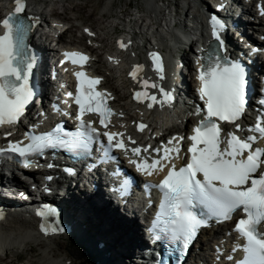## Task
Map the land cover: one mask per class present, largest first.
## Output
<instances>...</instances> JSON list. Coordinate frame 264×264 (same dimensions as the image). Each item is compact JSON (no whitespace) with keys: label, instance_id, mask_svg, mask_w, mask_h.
<instances>
[{"label":"snow or ice","instance_id":"6c2138e0","mask_svg":"<svg viewBox=\"0 0 264 264\" xmlns=\"http://www.w3.org/2000/svg\"><path fill=\"white\" fill-rule=\"evenodd\" d=\"M24 0H15V9L6 18L0 20L3 33L0 34V125L15 124L25 113L26 107L33 100L34 91L30 86L35 59L30 53L26 39L35 23L28 21L31 17H23ZM211 35L214 47L206 51L197 70L199 87L197 89L203 106H198L196 115L203 113V119L192 129L187 137L191 141L187 148V162L177 167L173 163V153L180 158L181 147L178 146L184 137H173L167 143L173 147L161 146L152 149L158 158L149 163L142 158V152H148L138 146L129 148L123 139V133L103 131L93 127L92 121L85 122V113L99 115V124L108 127L107 118L114 113L107 107L104 92L96 91L99 78H89L84 72H75L77 80L75 104L78 106L76 120L79 121L76 132H65L59 125L42 135L26 134L27 144L9 142L6 149H0V154L13 153L19 156L24 167L29 166L28 157L42 155L45 149L61 148L68 152L80 154L86 152L92 141L99 136L107 140L108 148L122 150L125 154L131 152L129 163L136 171L151 176L154 172L166 175L156 185L162 193V199L154 222L157 231L154 239L164 240L177 245L180 255L188 250L194 241L198 230L215 219L217 222L234 220V214L242 211L243 216L234 220L233 231L238 234L237 243L232 252H243L241 259L234 264H264V148L256 147L258 139H264V121L258 118L249 131L254 134L238 135L245 132L239 123L246 111L245 68L239 61L230 60L224 55L226 44L221 31L224 28L215 16L210 19ZM88 32V29H85ZM92 35L91 32H88ZM119 47L126 48L122 42ZM66 59L74 64H83L87 57L78 52H65ZM155 71L163 79V65L155 52L149 53ZM141 65L133 66L129 75L134 81L139 80ZM142 88L159 89L161 98L146 91H136L133 99L139 103L148 100L147 107L154 104H167L173 99V94L161 88L156 83L139 80ZM71 95V93H69ZM264 103V101H262ZM122 115V114H121ZM232 126L235 131H228L226 126ZM147 125L137 124V130L143 131ZM10 135V134H6ZM132 145L136 141L128 138ZM175 142V144H174ZM163 151V155H159ZM167 162V163H165ZM52 167V165H49ZM49 179H51L49 177ZM126 183V182H125ZM202 207L206 213L197 212ZM40 216L55 214V210L37 213ZM0 218H3L0 215ZM41 231H63L61 228L49 229L41 225ZM227 260L233 261V255Z\"/></svg>","mask_w":264,"mask_h":264},{"label":"bare ground","instance_id":"6f19581e","mask_svg":"<svg viewBox=\"0 0 264 264\" xmlns=\"http://www.w3.org/2000/svg\"><path fill=\"white\" fill-rule=\"evenodd\" d=\"M12 1L14 0H0V10L7 8ZM52 1L54 0H31V5H35L34 9L38 10V13L33 15V19L35 21L38 19L39 24L42 22V24L46 25V32L41 30L42 37L39 45L43 52L42 66L44 68L50 63L51 58H53V56L56 54L55 49L52 48L49 43H51L52 40H55L58 45V42L61 40V34L71 33V28H74V25L70 24L63 32L60 33V30L65 24H61L57 21L55 22L56 26H51L49 23L51 16L50 13L56 12V9L53 6L50 7V5H52ZM152 1L153 0H151V3L149 0L144 1L146 11H151L155 14V17L152 15L147 16L149 21L152 19L157 20V18H161V12L158 10L160 8H158L156 5H153ZM198 1L200 3L198 6L203 8L201 6L202 1ZM234 1L239 3V8L242 11L241 15H243V17L256 14L255 7L257 2L260 3L264 10V0ZM54 2L62 4V13L64 15L69 9L67 3L72 2V0H55ZM172 2L174 11L178 9L180 4V8H183L184 12L183 15L178 13L177 18L174 19V21L177 22L179 29H175L173 32H171L172 41L169 42L167 49L168 60H170L172 53L175 52L174 49L185 45V43L179 40V38L189 41L193 40L197 34L202 36L205 33L204 21H202L201 16H199L197 9H194L192 6L193 2H189L187 0H172ZM138 4L139 0H137V6L134 7L133 14H131L127 9H121L117 14L113 15V20L119 21V25L122 22L125 24V27L130 29L131 27H129V24L125 19L130 16V18L136 21L135 17L137 16L140 20V24L143 26L141 32H143V34H147V31L149 30V24L144 23L142 15H136L139 12ZM75 8L76 9H74V12L76 14H82L85 16L87 15L88 17H91L93 15L92 13L94 12L86 11L81 6ZM209 9L214 11L210 7ZM108 13V10L103 13L101 12V17L107 16ZM162 16L165 17V14H162ZM75 19H77L76 16ZM114 21L111 23L112 30H114V26L117 27L118 25L115 24L116 22ZM260 26H264L262 18L257 19L254 27H248L250 29L254 28L256 31H258L260 30ZM82 28H87L88 31L92 33V35H88L90 38L89 41L90 43L97 44L92 49L102 51L105 47V45H103L105 40L100 37L98 29L84 26H82ZM57 29L60 34L57 33L56 37H54V33ZM127 35L128 34L125 36ZM88 37L82 33L79 39L83 40ZM109 39H112L109 44V50L111 48L114 49L111 50L103 60L99 57L97 59H93L91 58L93 55L89 54V59L91 60L90 69L93 71L92 73L102 77V87L107 88L112 92L113 97L115 98V101H113L112 104L117 108V116L123 119V117L125 118V116H129L132 112L134 116L143 118L145 121L150 122V124L153 120H160L161 124L164 123L165 126L168 125L167 122L170 126H176L177 124L175 121L169 119V115H167L169 111L163 110L165 107L143 113L136 107L127 105L125 102V89L126 87L128 88L130 86L131 82L127 79V75L131 72V69L126 72V66H131L134 64L141 65L142 80L148 79L149 82L156 83L161 88H163L160 76H151L146 67V56L143 52L144 45H146L144 40L140 37L136 38V40L131 42V45L128 46L126 38H123L124 42L127 43V47L121 48L119 47L118 42L123 43V41L120 40L119 37L117 39L109 37ZM161 40V38L158 39L160 42ZM190 50L194 56L197 54L196 52H193L192 48H190ZM177 58L179 62L185 64L187 68L193 70L190 66V58L184 54L178 55ZM94 64H97L96 67H94ZM108 65L113 68H110ZM98 67L102 68V70L108 71L109 73L107 76L103 74L101 75L99 73ZM112 78V81H114L113 86H107V83L110 84V80ZM117 82H119V84L124 83V87L117 84ZM63 84L64 86L67 85L66 77L63 79ZM192 90L193 89H191L189 85H186L184 89L186 93H192ZM157 97L162 98L160 93L157 95ZM131 116L132 115H130V117ZM175 116V120L181 125L177 128V130L186 132L189 128L191 117L186 118V115ZM182 117L184 118L181 119ZM132 120L135 121V119ZM119 124H122V127L126 129L125 131L129 130L127 127V122L123 123V121H120ZM132 139L137 142H140L141 140L138 136L132 137ZM160 141L163 142L164 140H158L156 144H158ZM177 160L179 159L175 158L174 161L176 162ZM179 164H182V162L178 163V165ZM3 170L7 171L8 174L5 175L0 170V212L3 217L0 219V259L3 257H10L11 261L9 264H13L15 260L22 259L23 256H31V258L28 259L27 263L25 264H81L82 261L77 263L75 262L74 258H80V256L83 255V252L75 243L70 240V237L52 240L50 239V237L59 236L65 232L64 229H67L72 234L77 235L82 245H84L86 249L90 250L91 253L94 254L93 259L97 261L94 262L95 264H139V258L141 256L140 250L144 245V241L140 231L143 221L140 219L137 212L131 213L126 206L122 205L119 207L116 205H111L106 202V200L103 202L95 201L96 198L100 196V193L98 194L89 190L86 186V183L79 185V182L76 180L67 179V177H65L60 179L58 186L52 187L55 193L49 198L52 204L58 205L62 211L61 218L58 222H61V224L64 225V229L63 231H56L53 233L50 232L48 234H38L32 227V224L37 222L32 213L36 207L37 195H31L29 197V194H27L25 191V186L28 185H26L19 176L14 174L13 168L6 167ZM155 174L157 173H153V175ZM93 178V182L97 185V180L95 177ZM18 193H21V195L23 193L25 194L22 201L17 198ZM49 223H51V225L54 227H57L56 224L52 222ZM224 226L225 225H223V228ZM228 228L229 227L226 225L225 229L228 230ZM201 234L202 237L203 235H208L209 233L207 230H203ZM199 241L200 239L198 240V243ZM206 248L211 252L210 254L213 253V249H211L210 245L207 243H204L200 246V251H203ZM196 256L203 259L201 254ZM210 256L212 255H208L209 258Z\"/></svg>","mask_w":264,"mask_h":264},{"label":"rangeland","instance_id":"374dc122","mask_svg":"<svg viewBox=\"0 0 264 264\" xmlns=\"http://www.w3.org/2000/svg\"><path fill=\"white\" fill-rule=\"evenodd\" d=\"M54 1H52V3H51L52 5H50V7L53 6L56 9L55 13H50L51 16L49 19V23L51 24V26H56L55 22H57V20H66L67 24L69 23V25L70 24L74 25V28H71L72 29L71 33L61 34V37H60L61 40H60V42H58V45H57L55 40H52V42L49 43V45H51L52 48L55 49V53H57L59 51V46L61 44H63V45L71 44L72 46L73 45L81 46V47L85 48L87 51L91 52V54L93 55V57H91V58H93V59H97L98 57L100 59H102L103 58V51L108 53L112 49L111 48L109 50V44L111 41V39H109V37H112V35H113V30L111 27V23H112V21H114L113 15L117 14L121 9L122 10L127 9L131 14H133L134 13V7L137 6V0H72V2L67 3L68 4L67 6L69 9H68V12L63 15L62 4L55 3ZM144 1L145 0H139V4H138V8H139L138 11L139 12L136 15H142L143 19H144V23L146 24L149 21L147 19L148 18L147 16L152 15L155 17V14L152 13L151 11H146V8H145L146 6L144 5V3H145ZM171 1L172 0H162V2H161L160 0H154V1H152V4L156 5L158 8H160L158 10H160V12L163 14L165 9H163L159 5H163L164 3H166L168 5ZM149 2L151 3V0H149ZM169 5H170V7L172 6V4H169ZM78 6L83 7V9L86 11H92V12L94 11L92 13L93 15L91 17H88L87 15L85 16L82 14H76L74 12V9H76L75 7H78ZM251 6H250V8H251ZM106 10L109 11L108 15L105 17H101V15H102L101 12L102 13L106 12ZM178 11H179V13H181V15H183L184 9L180 8V4L178 7ZM75 16L77 19H75ZM62 17H63V19H62ZM154 17H152V18H154ZM240 17H243V15H240ZM244 18L251 19V16H245V17H243V19ZM73 19H75V20H73ZM124 19H125V17H124ZM152 20H156V19H152ZM138 21H140V20L136 19V22H138ZM156 21H157L156 24H153V23L151 24V28H153L154 26L161 28L160 27L161 26L160 19L157 18ZM114 22H116L115 24L119 23V21H114ZM82 26L92 27L94 29H98V33H100L99 34L100 37L105 40V42H103V45H105V47L102 51L92 49L93 47H95L97 45L95 43H90V41H87L86 39H83V40H80L79 38L77 39L78 35L81 33V30L83 29ZM121 28H122V26L118 24L116 30L121 29ZM41 30L46 32L45 27H42ZM113 36H117V35L114 34ZM184 46L185 45H183V48H185ZM194 47L195 46H192L191 48H194ZM189 49H190V47H189ZM180 53L183 54L184 52L180 51ZM185 56H187V55H185ZM96 65L97 64H94V67H96ZM190 66L192 67L191 64H190ZM98 70H99V73L101 75L103 74V75L107 76V74L109 73L108 71L102 70V68H99ZM112 80H113V78L110 80V84L107 83V86H110V85L113 86L114 81H112ZM185 80L187 81V85H189V87L191 86V88H192V83L190 82V80L188 78H186ZM117 84H119V82H117ZM119 85L124 87V83L119 84ZM125 97H126V93H125ZM130 115L133 116L132 112L130 113ZM130 115L128 116L129 118H130ZM127 122H131V121H127ZM175 123L177 124L176 127L181 126L177 121H175ZM167 124H169V123L167 122ZM163 125H164V123H163ZM64 230H65V232H63L64 234L62 233L59 236L50 237V239L52 240V239L70 237V240L73 243H75L83 252V255L80 256V258H77V257L74 258L75 262L79 263L82 261L81 264H95L94 262L96 260L93 259L94 254H92L90 250L86 249L84 247V245H82V243H81L80 239L77 237V235L72 234L67 229H64ZM202 253L204 254V256H206L205 257L206 263H208L207 262L208 261L207 260L208 259L207 254L209 253V250H207V248H206L205 250H203ZM30 258H31V256H23L22 259L15 260L13 262V264H25V263H27V260ZM10 261H11L10 257H3L2 259H0V264H9ZM200 263L206 264L204 261H201ZM99 264H102V263H99Z\"/></svg>","mask_w":264,"mask_h":264}]
</instances>
